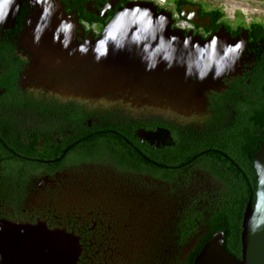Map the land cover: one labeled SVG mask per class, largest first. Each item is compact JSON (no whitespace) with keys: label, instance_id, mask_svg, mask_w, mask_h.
Masks as SVG:
<instances>
[{"label":"flooded vegetation","instance_id":"af4514ba","mask_svg":"<svg viewBox=\"0 0 264 264\" xmlns=\"http://www.w3.org/2000/svg\"><path fill=\"white\" fill-rule=\"evenodd\" d=\"M131 1L226 45L227 69L189 111L66 94L36 63L29 32L49 0L0 7V232L72 237L74 264H188L216 215L256 202L264 13L230 15L215 0H59L80 43Z\"/></svg>","mask_w":264,"mask_h":264},{"label":"water","instance_id":"95a60500","mask_svg":"<svg viewBox=\"0 0 264 264\" xmlns=\"http://www.w3.org/2000/svg\"><path fill=\"white\" fill-rule=\"evenodd\" d=\"M30 24L36 63L58 75L70 96H110L135 105L189 111L227 69L226 45L219 37L204 40L173 29L171 14L158 11L151 1L129 2L98 39L83 43L76 40L72 20L59 0H49ZM253 161L256 202H249L243 215L241 258L224 248L225 233L219 231L194 264H264V224L253 231V218L264 216V145ZM0 250L7 264H74L78 257L74 238L24 226L0 232Z\"/></svg>","mask_w":264,"mask_h":264},{"label":"trees","instance_id":"16d2710c","mask_svg":"<svg viewBox=\"0 0 264 264\" xmlns=\"http://www.w3.org/2000/svg\"><path fill=\"white\" fill-rule=\"evenodd\" d=\"M233 209L234 207H230L229 209H226V211H222L220 214L216 215V218L213 221L210 222L211 231L200 241L196 250L191 254L188 264L194 263L195 257L199 254L205 242L219 231L225 233L224 248L235 257L241 258V231L245 204H242L239 207L240 210L238 212L233 211Z\"/></svg>","mask_w":264,"mask_h":264},{"label":"bare ground","instance_id":"6f19581e","mask_svg":"<svg viewBox=\"0 0 264 264\" xmlns=\"http://www.w3.org/2000/svg\"><path fill=\"white\" fill-rule=\"evenodd\" d=\"M215 4L221 5L225 8L227 13L233 15L236 11H241L243 14L249 13H264V9L259 6L246 4V2H239L234 0H215Z\"/></svg>","mask_w":264,"mask_h":264},{"label":"clouds","instance_id":"9594fccd","mask_svg":"<svg viewBox=\"0 0 264 264\" xmlns=\"http://www.w3.org/2000/svg\"><path fill=\"white\" fill-rule=\"evenodd\" d=\"M12 0H0V5H6L10 4ZM6 16V11L0 8V22H4ZM70 26L65 27V31H67V28ZM237 47H240L237 45ZM83 50V49H82ZM261 224H264V216H261L259 219L253 218V231H255L256 228H258Z\"/></svg>","mask_w":264,"mask_h":264},{"label":"rangeland","instance_id":"374dc122","mask_svg":"<svg viewBox=\"0 0 264 264\" xmlns=\"http://www.w3.org/2000/svg\"><path fill=\"white\" fill-rule=\"evenodd\" d=\"M206 2H209L208 0H205ZM234 1H239V2H247V1H249V0H234ZM252 2H256V3H264V0H252ZM248 4H251V5H253V6H259V5H256V4H253V3H250V2H247ZM259 7H261V8H263L264 9V7L263 6H259ZM227 12V11H226ZM236 14H239V15H242V12L241 11H236Z\"/></svg>","mask_w":264,"mask_h":264},{"label":"snow or ice","instance_id":"6c2138e0","mask_svg":"<svg viewBox=\"0 0 264 264\" xmlns=\"http://www.w3.org/2000/svg\"><path fill=\"white\" fill-rule=\"evenodd\" d=\"M0 7H2V5H0Z\"/></svg>","mask_w":264,"mask_h":264}]
</instances>
